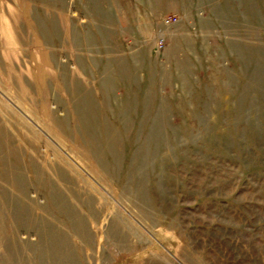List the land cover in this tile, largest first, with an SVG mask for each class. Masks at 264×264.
Returning a JSON list of instances; mask_svg holds the SVG:
<instances>
[{"label": "rangeland", "instance_id": "1", "mask_svg": "<svg viewBox=\"0 0 264 264\" xmlns=\"http://www.w3.org/2000/svg\"><path fill=\"white\" fill-rule=\"evenodd\" d=\"M0 264H264V0H0Z\"/></svg>", "mask_w": 264, "mask_h": 264}, {"label": "built area", "instance_id": "2", "mask_svg": "<svg viewBox=\"0 0 264 264\" xmlns=\"http://www.w3.org/2000/svg\"><path fill=\"white\" fill-rule=\"evenodd\" d=\"M177 20H178V17L176 15L166 16V17H164V24L169 26V25L174 24ZM159 44H160V46H162L163 40H160Z\"/></svg>", "mask_w": 264, "mask_h": 264}]
</instances>
